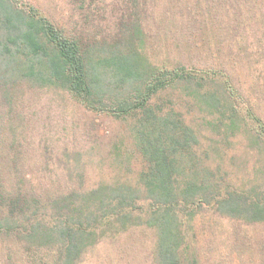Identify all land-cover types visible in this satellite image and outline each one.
I'll use <instances>...</instances> for the list:
<instances>
[{
    "label": "trees",
    "instance_id": "trees-1",
    "mask_svg": "<svg viewBox=\"0 0 264 264\" xmlns=\"http://www.w3.org/2000/svg\"><path fill=\"white\" fill-rule=\"evenodd\" d=\"M256 226L264 0H0V264H264Z\"/></svg>",
    "mask_w": 264,
    "mask_h": 264
},
{
    "label": "rangeland",
    "instance_id": "rangeland-1",
    "mask_svg": "<svg viewBox=\"0 0 264 264\" xmlns=\"http://www.w3.org/2000/svg\"><path fill=\"white\" fill-rule=\"evenodd\" d=\"M51 114L54 116H57L58 114H55L54 111H51ZM99 121L101 124L100 127V131L102 132V134H104L105 136V141L106 143L112 142L115 140L116 135H118L119 131L122 130L121 129V124L119 121L113 119L112 117H108V116H99ZM232 224H230L229 222L224 221L222 223V228L227 230H231ZM253 238H257V239H262L264 238V226H256L253 228V233H252Z\"/></svg>",
    "mask_w": 264,
    "mask_h": 264
}]
</instances>
